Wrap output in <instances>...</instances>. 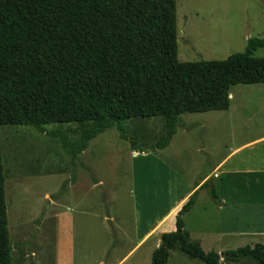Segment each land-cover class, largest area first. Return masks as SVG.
Listing matches in <instances>:
<instances>
[{
    "label": "trees",
    "instance_id": "trees-1",
    "mask_svg": "<svg viewBox=\"0 0 264 264\" xmlns=\"http://www.w3.org/2000/svg\"><path fill=\"white\" fill-rule=\"evenodd\" d=\"M258 50H264V38L248 39L243 52L225 60L180 63L176 0H0V126L31 127L57 138L75 158L111 129L142 149L125 123L163 118L164 136L146 147L162 150L182 116L225 112L231 87L264 83ZM54 123L77 125L78 140L45 129ZM209 189L219 204L214 187ZM196 194L179 211L175 231L161 235L150 264H167L176 246L202 264H219L221 257L264 264L261 244L219 255L189 241L183 216ZM10 256L0 150V264H11Z\"/></svg>",
    "mask_w": 264,
    "mask_h": 264
},
{
    "label": "rangeland",
    "instance_id": "rangeland-1",
    "mask_svg": "<svg viewBox=\"0 0 264 264\" xmlns=\"http://www.w3.org/2000/svg\"><path fill=\"white\" fill-rule=\"evenodd\" d=\"M176 23L180 63L225 60L243 52L248 39L264 38V0H176ZM255 56L264 57V50H258ZM229 99L230 108L221 113L223 118L218 127L198 129L190 138L188 154H182L180 160L185 164L202 162V173H206L210 171L208 166L212 159L207 151L201 155L197 149H211L215 162L229 156L226 166L210 181L209 187H214L219 198L252 203L251 211L242 207L240 214L242 219H247L248 225L251 219L252 229H256L246 236L224 239L226 251H235L256 244L264 246V83L233 86ZM141 120L144 119L128 123L130 129L135 127L133 122ZM152 122L147 120L146 124ZM45 129L63 131L71 141L79 138L75 124L54 123L46 125ZM161 132L159 128L155 133L159 137ZM117 145L127 148L129 142L121 139L114 129L107 130L90 141L88 149L80 156L73 158L57 138L31 127L0 126L11 264H52V259L56 258L62 264H83L80 259L85 257L88 261L102 258L106 261L110 253L121 246L113 220L118 213L114 204L116 198L125 195L130 188V178L125 154L121 158V154L114 151ZM238 148L241 149L233 153ZM177 167L185 173L186 166L177 164ZM92 178L103 181L102 193L99 189L89 192L88 185L85 188L84 179ZM209 187L197 194L196 199L201 203L212 201ZM112 197L115 200H111ZM91 202H98L96 209L105 215L104 219L98 215L95 225L93 219L97 214L94 211L89 212V223H84L83 227L76 222V217L61 216L65 206L69 210L77 209L81 205L91 206ZM43 215L50 218L43 231L48 238L39 244L36 255H32L40 226L36 224L41 222ZM109 216H113L112 220ZM210 219L216 224L218 217L211 214ZM194 224L188 221L187 227ZM107 239L112 245L108 248V256L106 252L104 257L99 250ZM146 248L148 244L125 264H146ZM128 249L127 246L115 259H121ZM170 262L202 264L178 251L172 252ZM219 264L259 263L252 259L230 262L221 257Z\"/></svg>",
    "mask_w": 264,
    "mask_h": 264
},
{
    "label": "crops",
    "instance_id": "crops-1",
    "mask_svg": "<svg viewBox=\"0 0 264 264\" xmlns=\"http://www.w3.org/2000/svg\"><path fill=\"white\" fill-rule=\"evenodd\" d=\"M221 113L223 112L194 113L182 116L177 125L176 134L169 145L165 149L155 151L147 150L146 147L154 145L160 137L164 136L166 128L163 118H149L140 122L135 121L133 122L135 123L133 130L130 129L128 123H131L134 119L125 123L129 135L137 138V146H143L141 147L142 149L139 147L133 149L130 144L127 148H125L126 146L119 145L114 147V151L121 154V158L125 154L129 163L130 188L125 195L122 194V197H117L116 204H114L118 213L116 219L113 218V220L116 222L115 230L117 231L118 241L119 244L121 243V246L114 249L106 261L103 258L101 260L88 261V258L85 257L80 259L84 262L83 264H125L147 244L149 248L145 250L147 256L145 262L146 264L151 263L152 253L159 246L161 235L175 231L176 218L183 205L196 191L197 194L199 193L200 190L198 189L204 182L207 180L213 181V178L217 177L227 164L229 156L222 161L215 162L212 150L209 148L196 150L201 155L204 150L207 151L212 159L211 165L208 166L210 171L206 173H202L204 163L196 161L190 163L188 161L185 164L180 160L182 154H188L190 138L196 135L195 132L200 128L205 129L207 126L217 128L219 120L223 118V114ZM147 120H152L153 122L146 124ZM159 128H162V132L158 137L155 132ZM240 149H235L233 153H237ZM177 164L186 166L185 173L177 167ZM84 182L87 183L84 185L85 188L89 186L87 188L89 192L98 189L101 193L103 192L101 186L104 183L101 179L92 178L89 181L84 179ZM111 200L115 199L112 197ZM218 201L219 204L216 205L212 201L208 204L201 203L196 199L193 208L183 216V221L184 229L189 234V241L191 243L198 244L205 252L214 251L221 255L226 251L225 245L223 246L224 239L246 236L247 234H251L252 230L256 231V229H252L251 219L248 225L247 219H242L240 214L242 207H248L251 211L252 203H241L219 197ZM97 203L91 202V206L83 207L80 204L81 208L70 210L62 204V208L64 207V209L61 211V216L67 218L73 217V219L76 217L78 220L76 222L80 224V227H83L84 223L85 225L89 223L87 221L89 212L94 211L97 214L93 219V225H95L98 215L102 216L103 214L99 208L96 209ZM199 211L202 214H199ZM211 214L218 217L216 224L212 223L210 219ZM104 216H102V219L105 218ZM112 217L109 216L110 220H112ZM42 218L38 235L32 246V255H36L39 244L48 238L43 231L45 224L50 218L48 215H43ZM191 220L196 224L188 228L187 223ZM242 224L244 225L243 228H241ZM100 229L103 230L104 228L101 227ZM93 232H90V236L93 235ZM50 237H52L51 233ZM110 245H112L111 240L107 239L99 250V254L105 257ZM127 246L129 247L128 251L117 261L115 258L121 255ZM173 251L181 253L179 247L176 246L170 251L167 264L171 263L170 257ZM52 264H62V262L56 258L52 259Z\"/></svg>",
    "mask_w": 264,
    "mask_h": 264
}]
</instances>
